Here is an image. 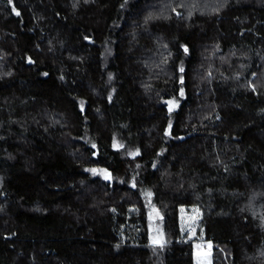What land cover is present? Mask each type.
<instances>
[{"label":"trees","instance_id":"16d2710c","mask_svg":"<svg viewBox=\"0 0 264 264\" xmlns=\"http://www.w3.org/2000/svg\"><path fill=\"white\" fill-rule=\"evenodd\" d=\"M196 243L264 264V0H0V264Z\"/></svg>","mask_w":264,"mask_h":264},{"label":"rangeland","instance_id":"374dc122","mask_svg":"<svg viewBox=\"0 0 264 264\" xmlns=\"http://www.w3.org/2000/svg\"><path fill=\"white\" fill-rule=\"evenodd\" d=\"M174 106V104L172 105ZM85 141H89L88 138H85ZM104 177V175H103ZM147 200L146 196L144 198ZM183 208L181 211L183 212ZM193 211L189 212H183L181 215L182 218V225L184 229L188 230L190 235L192 236L195 230V225L197 221V217L193 215ZM194 249V258H195V264H208L209 263V245L208 244H202V243H196Z\"/></svg>","mask_w":264,"mask_h":264},{"label":"snow or ice","instance_id":"6c2138e0","mask_svg":"<svg viewBox=\"0 0 264 264\" xmlns=\"http://www.w3.org/2000/svg\"><path fill=\"white\" fill-rule=\"evenodd\" d=\"M17 15H19V13L17 12ZM186 50V49H185ZM181 71H183V69H181ZM209 247H211L210 245H209Z\"/></svg>","mask_w":264,"mask_h":264}]
</instances>
